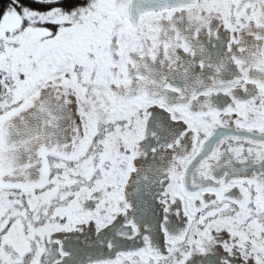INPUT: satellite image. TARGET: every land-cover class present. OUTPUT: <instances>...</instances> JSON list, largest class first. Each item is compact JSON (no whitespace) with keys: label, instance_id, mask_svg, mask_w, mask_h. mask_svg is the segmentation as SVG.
Returning <instances> with one entry per match:
<instances>
[{"label":"snow or ice","instance_id":"obj_1","mask_svg":"<svg viewBox=\"0 0 264 264\" xmlns=\"http://www.w3.org/2000/svg\"><path fill=\"white\" fill-rule=\"evenodd\" d=\"M0 264H264V0H0Z\"/></svg>","mask_w":264,"mask_h":264}]
</instances>
